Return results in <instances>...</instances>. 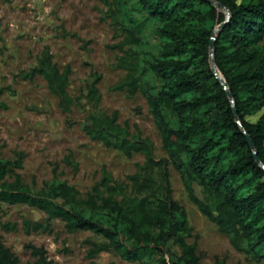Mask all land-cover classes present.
Listing matches in <instances>:
<instances>
[{"label": "trees", "instance_id": "1", "mask_svg": "<svg viewBox=\"0 0 264 264\" xmlns=\"http://www.w3.org/2000/svg\"><path fill=\"white\" fill-rule=\"evenodd\" d=\"M100 1L114 36L122 38L111 48L120 52L118 66L127 74L115 89L143 96L167 157L157 159L154 143L120 124L118 111L102 109V77L93 72L77 101L89 107L83 130L128 158L144 157L130 182L116 180L104 167L86 198L57 176L33 191L20 174L7 180L10 170L22 168L25 154L18 153L14 162L0 159V203L28 205L46 215L42 222L24 220L27 234L51 233L54 220H61L69 234L90 232L98 240L87 241L91 260L112 251L130 263L201 264L197 247L188 242L193 229L187 211L173 196V167L190 201L231 246L264 263V0H212L228 15L208 0ZM217 29L216 72L210 43ZM71 74L45 46L21 77H43L62 112L70 114L77 103L68 91ZM63 163L79 171L73 152ZM0 225L6 232L17 229L10 222ZM26 248L32 264H52L45 247ZM0 264H22L1 236Z\"/></svg>", "mask_w": 264, "mask_h": 264}, {"label": "rangeland", "instance_id": "2", "mask_svg": "<svg viewBox=\"0 0 264 264\" xmlns=\"http://www.w3.org/2000/svg\"><path fill=\"white\" fill-rule=\"evenodd\" d=\"M218 9L228 15L227 10ZM121 40L114 36L107 6L100 0H0V159L14 162L18 153L25 154L22 168L10 170L8 181L20 174L24 183L38 191L57 176L75 187L82 198L100 180L104 167L116 180L130 182L144 157L136 154L128 158L92 141L83 130L89 107L77 101L86 93L93 72L102 77V109L118 111L120 124L154 143L157 159L167 157L143 96L130 97L115 89L127 74L118 66L120 52L111 48ZM45 46L50 47L61 70L66 66L72 69L68 91L77 103L70 114L62 112L43 77L33 81L21 77L37 64ZM70 152L80 165L78 172L63 163ZM170 172L173 196L187 211L193 229L188 242L197 247L201 264H264L236 251L190 201L179 173L173 167ZM197 192L201 195L200 189ZM45 218L43 212L28 205L0 203V222L17 226L6 232L0 225V236L22 264L34 262L28 244L45 247L52 264H137L112 251L91 260L87 241L98 240L86 231L69 234L61 220L53 221L51 233L24 231V220L42 222Z\"/></svg>", "mask_w": 264, "mask_h": 264}, {"label": "water", "instance_id": "3", "mask_svg": "<svg viewBox=\"0 0 264 264\" xmlns=\"http://www.w3.org/2000/svg\"><path fill=\"white\" fill-rule=\"evenodd\" d=\"M208 1H209L210 3H213V4H214L216 7H218V8H223V9H225V8L222 6V4H220V3H216V2H214V1H212V0H208ZM225 10H226V9H225ZM218 29H219V28H218ZM218 29H217L216 31L213 32V37H212V39H211V43H210V52H211V56H212V65H213L214 71H216V72H217V68H216V65H215V62H214L213 55H214V43H215L216 35H217V33H218ZM223 84H224L225 89H227V85H226L224 82H223ZM227 93H228L229 97H232L231 94H230V92H229L228 90H227ZM234 113H235V116L237 117V111H236L235 109H234ZM237 118H238V117H237ZM246 137H247V140H248V143H249L251 149H252V150H255V146H254V144L252 143L250 136L246 135ZM255 158L257 159V161L259 160L258 157H257V154H256V153H255Z\"/></svg>", "mask_w": 264, "mask_h": 264}]
</instances>
